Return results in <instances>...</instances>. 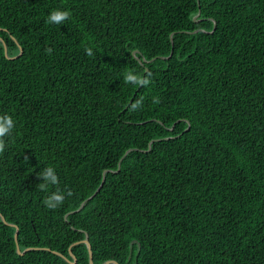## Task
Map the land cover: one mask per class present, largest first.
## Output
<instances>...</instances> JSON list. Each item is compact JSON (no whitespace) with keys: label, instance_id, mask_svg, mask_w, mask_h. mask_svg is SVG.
Listing matches in <instances>:
<instances>
[{"label":"trees","instance_id":"1","mask_svg":"<svg viewBox=\"0 0 264 264\" xmlns=\"http://www.w3.org/2000/svg\"><path fill=\"white\" fill-rule=\"evenodd\" d=\"M4 115L0 264H264V0H0Z\"/></svg>","mask_w":264,"mask_h":264},{"label":"clouds","instance_id":"2","mask_svg":"<svg viewBox=\"0 0 264 264\" xmlns=\"http://www.w3.org/2000/svg\"><path fill=\"white\" fill-rule=\"evenodd\" d=\"M70 13L68 11H60V10H53L49 13L47 18V23L49 24H62L64 21L69 19ZM48 52H51V49H48ZM85 52L87 55L92 56V50L90 48H86ZM124 82L131 83L136 86L146 87L151 83L150 79L144 78L140 75L133 74L132 71H128L124 74ZM158 98L153 99V103H159ZM142 105V98L137 100L135 103L131 105L133 110H137ZM14 127V122L10 116L4 115L0 116V153H2L5 149V143L2 139L3 137L10 135L12 129ZM40 178L44 181L39 185L41 191H47L49 185H58L59 179L55 174V169L53 167H47L43 170L40 175ZM72 195L71 192H62L59 188L56 191L51 192L48 194L42 203L44 206L50 210H55L59 206H61L66 198V196L70 197Z\"/></svg>","mask_w":264,"mask_h":264},{"label":"water","instance_id":"3","mask_svg":"<svg viewBox=\"0 0 264 264\" xmlns=\"http://www.w3.org/2000/svg\"><path fill=\"white\" fill-rule=\"evenodd\" d=\"M199 15H200V13H198L197 14V16H195L194 17V21H197V18L199 17ZM6 46H4V53L6 54ZM135 54V52H133V55ZM20 55V53L17 55V56H15V57H8L7 56V58L8 59H15V58H17L18 56ZM140 63H143L141 60H138ZM126 154V153H125ZM103 182H104V178L102 179V182H101V184H100V186L97 188V190L95 191V193L92 195V196H90L89 198H87L84 202H82L81 204H80V206H79V208L75 211V212H78L82 207H83V205L88 201V200H90L99 190H100V188H101V186H102V184H103ZM71 213H74V212H71ZM1 220L4 222V224L5 225H7V226H10V227H15L13 224H9V223H7V222H5V219H4V217L3 216H1ZM17 233H18V230H17V228H16V232H15V235H14V239H15V244H16V252L19 254V255H23L26 251H29V250H33V249H35V250H37V249H40V248H27V249H25L23 252H20V250H19V248H18V245H17ZM79 243H83V244H85L86 245V247H87V250H88V262H89V264H94L93 263V258H92V250H91V246H90V243H89V241H88V236L86 235V237H85V239L84 240H82V241H80V242H76V243H74L73 245H75V244H79ZM47 251H51L50 249H48V248H45ZM53 254H55V255H58V256H60V257H62V258H64L66 261H68L69 263H71V264H75V262H76V258H75V256L72 254V252L70 251V249H69V255L71 256V258L73 259V261L72 262H70L65 256H63L61 253H59V252H56V251H51ZM103 264H118L116 261H106L105 263H103Z\"/></svg>","mask_w":264,"mask_h":264}]
</instances>
